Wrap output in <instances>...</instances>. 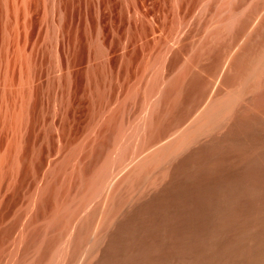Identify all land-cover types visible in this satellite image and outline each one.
<instances>
[{
	"label": "rangeland",
	"instance_id": "1",
	"mask_svg": "<svg viewBox=\"0 0 264 264\" xmlns=\"http://www.w3.org/2000/svg\"><path fill=\"white\" fill-rule=\"evenodd\" d=\"M0 264H264V0H0Z\"/></svg>",
	"mask_w": 264,
	"mask_h": 264
}]
</instances>
